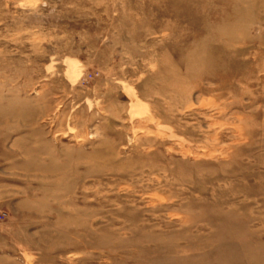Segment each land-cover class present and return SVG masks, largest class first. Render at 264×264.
<instances>
[{
    "label": "rangeland",
    "instance_id": "obj_1",
    "mask_svg": "<svg viewBox=\"0 0 264 264\" xmlns=\"http://www.w3.org/2000/svg\"><path fill=\"white\" fill-rule=\"evenodd\" d=\"M0 264H264V0H0Z\"/></svg>",
    "mask_w": 264,
    "mask_h": 264
}]
</instances>
